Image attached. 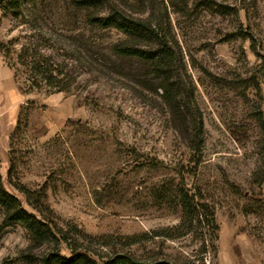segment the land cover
I'll return each instance as SVG.
<instances>
[{
	"label": "rangeland",
	"instance_id": "obj_1",
	"mask_svg": "<svg viewBox=\"0 0 264 264\" xmlns=\"http://www.w3.org/2000/svg\"><path fill=\"white\" fill-rule=\"evenodd\" d=\"M17 1L19 17L0 10V44L15 40L18 52L52 61L71 90H27L0 53L2 185L33 215L9 183L11 165L28 189L46 186L57 225L39 244L0 206V264L69 258L75 248L98 261L119 252L149 263L264 264V186L253 183L264 171V0ZM111 8L162 32L174 56L169 84L148 64L114 57L115 45L130 43L124 35L89 25ZM178 184L213 208L217 241L204 223L174 240L150 238L179 227L181 206L152 196Z\"/></svg>",
	"mask_w": 264,
	"mask_h": 264
},
{
	"label": "trees",
	"instance_id": "obj_2",
	"mask_svg": "<svg viewBox=\"0 0 264 264\" xmlns=\"http://www.w3.org/2000/svg\"><path fill=\"white\" fill-rule=\"evenodd\" d=\"M99 3L98 0H85L82 5L85 9H94ZM18 9L17 0L6 2L3 0L0 5V10L5 17L10 14L19 17L20 13ZM88 23L101 30H116L130 41V43L125 42L112 48L115 58L120 60H135L146 65L148 64L152 67L154 73L162 78L161 81L165 85L170 83L168 75L172 67V60L174 59L171 53L172 50L168 47L167 42H165V38L162 37V32L153 27L147 20L136 18L122 8H111L103 17H89ZM16 43L17 41L12 40L6 44H0V53L7 60L9 68L14 72L16 83H19L20 79L24 78L27 90L45 89L50 93L57 94H68L70 92L71 84L65 80L64 70L60 69L52 61L38 59L33 51L22 50L18 52L15 48ZM144 44L145 48H142L141 45ZM159 89L167 91V88L163 85ZM201 146L198 144V146H193L195 148L191 147L192 150H197L198 159L196 162L198 164L201 162ZM8 179L9 183L24 196L26 203L36 215L25 211L20 201L5 191L0 176V206L5 211V222L22 225L36 243L43 244L50 242L51 238L54 237V229H57V225L49 217L51 210L47 204L48 188L45 186L39 190L32 191L17 182L14 165H11ZM253 183L264 186L263 170H259L255 174ZM182 185L184 184L182 183ZM182 185L178 184L175 186V192H172L166 185L152 190L155 202L173 206L180 205L183 217L179 227L175 230L159 231L153 233V236L150 238L174 240L175 237L171 233L178 234L181 238L185 236V230L194 228V223L197 224V227L204 223L205 228H207L206 234L209 241L212 243L217 241L216 233L218 226L215 221L213 208L204 202V197L200 190L198 193H192L190 190L183 189ZM173 198L174 200H172ZM100 239L103 243L102 245L111 247L107 238ZM147 239H149V235L128 238L127 241L129 243L127 246L140 245L145 243ZM80 251L76 248L72 249V255L69 258L63 257L59 253H50L42 259L40 264H174L167 262L149 263L135 255L119 252L106 260L98 261L100 258L96 259L97 256L93 255L91 251ZM196 262L197 260H194L184 264H196Z\"/></svg>",
	"mask_w": 264,
	"mask_h": 264
}]
</instances>
